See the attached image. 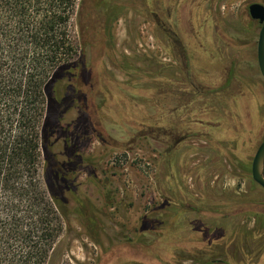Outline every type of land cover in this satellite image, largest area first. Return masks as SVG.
Listing matches in <instances>:
<instances>
[{
    "label": "rangeland",
    "instance_id": "374dc122",
    "mask_svg": "<svg viewBox=\"0 0 264 264\" xmlns=\"http://www.w3.org/2000/svg\"><path fill=\"white\" fill-rule=\"evenodd\" d=\"M254 2L176 0L157 20L130 10L116 21L113 61L103 46L99 60L124 89L97 67L93 98L53 139L92 227L64 190L50 264H264V196L250 175L264 140L259 30L244 13ZM236 74L252 86L237 92Z\"/></svg>",
    "mask_w": 264,
    "mask_h": 264
},
{
    "label": "trees",
    "instance_id": "16d2710c",
    "mask_svg": "<svg viewBox=\"0 0 264 264\" xmlns=\"http://www.w3.org/2000/svg\"><path fill=\"white\" fill-rule=\"evenodd\" d=\"M175 1L0 0V264H50L67 219L66 189L92 227L88 202L53 151L57 125L93 98L97 67L107 83L124 89L99 60L103 46L113 61L116 21L130 10L157 20ZM244 13L245 29L255 32L257 23ZM235 78L237 92L252 86Z\"/></svg>",
    "mask_w": 264,
    "mask_h": 264
},
{
    "label": "water",
    "instance_id": "95a60500",
    "mask_svg": "<svg viewBox=\"0 0 264 264\" xmlns=\"http://www.w3.org/2000/svg\"><path fill=\"white\" fill-rule=\"evenodd\" d=\"M249 17L257 21L261 27L258 32L256 44V61L260 76L264 80V5L251 3L248 6ZM264 140L259 144L250 166L251 179L264 191Z\"/></svg>",
    "mask_w": 264,
    "mask_h": 264
},
{
    "label": "flooded vegetation",
    "instance_id": "af4514ba",
    "mask_svg": "<svg viewBox=\"0 0 264 264\" xmlns=\"http://www.w3.org/2000/svg\"><path fill=\"white\" fill-rule=\"evenodd\" d=\"M250 5V4H249ZM248 5V6H249ZM247 13H248V7H247ZM248 16H249V14H248ZM250 18V17H249ZM250 20H252L251 18H250ZM252 21H254V20H252ZM254 22H256L257 23V25H258V29L257 30H259L260 29V27H261V25L257 22V21H254ZM259 32V31H258ZM180 141L181 140H176L175 142V144L177 145V144H179L180 143ZM251 175V174H250ZM256 184V183H255ZM202 205L203 206H205V205H208V204H205V203H202ZM199 206V205H198ZM224 208H226V207H224ZM167 224H169V221H167V223L166 224H163V226L161 227V229H160V233H159V237H164V233L167 231V227L169 226H167ZM166 225V226H165Z\"/></svg>",
    "mask_w": 264,
    "mask_h": 264
}]
</instances>
